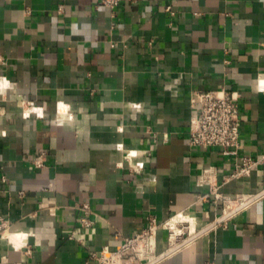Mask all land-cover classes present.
I'll return each instance as SVG.
<instances>
[{
  "label": "crops",
  "instance_id": "crops-1",
  "mask_svg": "<svg viewBox=\"0 0 264 264\" xmlns=\"http://www.w3.org/2000/svg\"><path fill=\"white\" fill-rule=\"evenodd\" d=\"M100 2L0 0V264H95L149 215L197 225L170 252L160 230L156 264H264V166L230 179L237 157L189 145L191 93L237 91L240 157L264 152V0ZM209 168L247 202L225 209L198 184ZM84 202L95 224L80 243Z\"/></svg>",
  "mask_w": 264,
  "mask_h": 264
},
{
  "label": "built area",
  "instance_id": "built-area-1",
  "mask_svg": "<svg viewBox=\"0 0 264 264\" xmlns=\"http://www.w3.org/2000/svg\"><path fill=\"white\" fill-rule=\"evenodd\" d=\"M123 0H101V5L113 9L120 5ZM8 64L6 58L0 56V96L4 99L7 92L12 88L10 80L2 74V67ZM190 106L193 117L189 128V145L192 147H218L222 149L224 155L235 156L238 158L231 178L248 177L252 171L260 166H264V152L257 157H240L241 147V125H240V96L237 91H193L190 95ZM141 108V107H137ZM2 114L0 108V115ZM123 152V162L128 165L130 173L141 175L145 170L144 161H134L137 151L126 149L120 145ZM150 155V152L149 154ZM45 153H41L33 164L36 168L44 167ZM240 157V158H239ZM215 172L212 168L205 170L199 177V185L210 187V194L216 196L223 202L227 210L240 207L247 199L243 196L231 199L218 192L219 186L214 183ZM210 194L204 195L203 200H209ZM81 212L78 230L72 231L70 237L78 242H84L85 231L94 226L95 220L92 219V209L88 202L79 206ZM6 222H0V231L5 229ZM160 230L168 232L169 249L168 252L175 250L184 243L188 236H192L196 231L191 232L188 221L174 220L158 222L155 216L149 215L147 226L131 237H124L122 243L115 249L104 247L92 253L95 264H156L165 253H158L157 235Z\"/></svg>",
  "mask_w": 264,
  "mask_h": 264
},
{
  "label": "bare ground",
  "instance_id": "bare-ground-1",
  "mask_svg": "<svg viewBox=\"0 0 264 264\" xmlns=\"http://www.w3.org/2000/svg\"><path fill=\"white\" fill-rule=\"evenodd\" d=\"M182 220L188 221L190 223V230H191V232L196 231L197 225H196V222H195L194 219H182ZM176 221H177V219L175 218L174 222H176Z\"/></svg>",
  "mask_w": 264,
  "mask_h": 264
}]
</instances>
